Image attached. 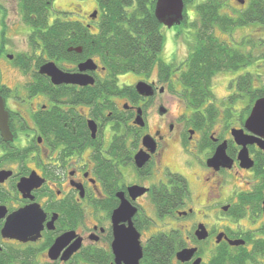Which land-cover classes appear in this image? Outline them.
<instances>
[{
	"label": "flooded vegetation",
	"instance_id": "obj_1",
	"mask_svg": "<svg viewBox=\"0 0 264 264\" xmlns=\"http://www.w3.org/2000/svg\"><path fill=\"white\" fill-rule=\"evenodd\" d=\"M234 1L242 12L253 2ZM81 15L65 20L99 30L98 10ZM30 32L19 49L7 43V31L0 34V59L8 62L4 67L0 60V264H126L113 250L112 216L122 198L135 209L139 264H264V150L249 145L254 164L243 167L231 133L236 128L253 135L245 122L264 97L262 88L254 80L249 93L238 89L240 77L251 72L228 79L231 89L217 103V115L188 106L191 111L177 115L169 106L187 104L181 80L187 57L164 60L170 67L156 65L149 73L112 75L98 55L51 60ZM69 51L84 54L78 44ZM89 59L97 67L82 73L92 84H56L40 71L52 61L76 74ZM139 82L152 94H140ZM242 98L249 99L243 111L236 106ZM139 113L143 125L136 123ZM223 143L232 165L209 164ZM140 152L146 161L137 160ZM136 186L145 191L135 196ZM70 232L73 240L51 254ZM157 235L165 239L153 241Z\"/></svg>",
	"mask_w": 264,
	"mask_h": 264
},
{
	"label": "trees",
	"instance_id": "obj_2",
	"mask_svg": "<svg viewBox=\"0 0 264 264\" xmlns=\"http://www.w3.org/2000/svg\"><path fill=\"white\" fill-rule=\"evenodd\" d=\"M54 1L19 0L21 17L31 29L30 40L33 44L42 45L43 52L51 60L62 62L76 56L98 55L101 64L112 75L128 72L149 73L156 65L161 68L170 67L161 58L164 35L161 31L162 24L155 15L157 0H96L99 30L95 33L79 22L65 18L63 20L58 17L50 21ZM191 1L193 0H184L183 22L187 21L186 6ZM224 6L225 0H205L197 5L196 43L183 62L185 68L181 73V80L185 86L187 106L199 115L202 111L214 115L218 113L213 89L215 76L223 71L245 67L252 60L251 53L233 48L219 40L215 29L220 28L231 34L238 27L256 22L264 24V0H253L250 8L239 12L237 16L226 12ZM73 34L94 35L91 38H64ZM75 44L82 46V56L69 51V47ZM253 81L254 76L250 73L240 77L238 89L249 93L253 88ZM259 91L264 95V88ZM117 128L114 127L116 130ZM164 239L157 235L153 241Z\"/></svg>",
	"mask_w": 264,
	"mask_h": 264
},
{
	"label": "rangeland",
	"instance_id": "obj_3",
	"mask_svg": "<svg viewBox=\"0 0 264 264\" xmlns=\"http://www.w3.org/2000/svg\"><path fill=\"white\" fill-rule=\"evenodd\" d=\"M204 1L193 0L186 6V22L172 28L162 25L161 31L164 35V46L161 52V58L163 60L168 62L174 56L182 60L188 56L191 48L196 43L197 26L195 23L197 22V5ZM234 2V0H225L224 9L229 14L237 16L242 10ZM0 4V29H5L4 32L7 31V35L11 38L8 39L7 43L16 45L19 49V46L24 44L25 39H28L26 33L31 31L30 27L21 17L19 0H0ZM95 9L98 10L96 0H55L53 11L51 12V20L58 17L63 19L83 18L81 14H90ZM18 11L19 13L17 14ZM61 12H67V14L65 15ZM2 32L1 30L0 33ZM215 35L222 40H228L227 43L230 46L243 50L244 52H251L252 54V60L247 66L240 68L236 72H226V74H218L215 77L213 85L216 93V104L227 96L229 89H231L229 86L228 88L226 87L228 79L245 74L246 72H251L254 75V80L260 83L257 86L264 88V24L256 22L247 26L238 27L233 31V37H230L231 35L225 33L220 28H216ZM16 51L15 48H11L8 52L14 54ZM0 60L1 64L7 67L8 62L6 59ZM248 102V98H242L236 106L243 111ZM169 107L177 115L191 111V109L187 108L186 103L184 105L177 102L174 103V106L170 105ZM234 112L238 114L240 111L234 110Z\"/></svg>",
	"mask_w": 264,
	"mask_h": 264
},
{
	"label": "water",
	"instance_id": "obj_4",
	"mask_svg": "<svg viewBox=\"0 0 264 264\" xmlns=\"http://www.w3.org/2000/svg\"><path fill=\"white\" fill-rule=\"evenodd\" d=\"M244 0H240L243 2ZM184 10L185 3L184 0H157L155 5V15L158 21L168 27L172 28L174 26L180 25L184 20ZM97 65L92 59L86 60L80 64V73L72 74L62 71L55 62H47L41 66V73L51 76L52 80L56 84L61 83H75L81 85H87L94 83L92 77L82 73L86 70H94ZM137 90L140 94L149 96L152 94L151 86L145 82H139L137 84ZM165 109L161 108V113H164ZM136 123L143 125V120L141 113L138 114L136 118ZM90 126L93 131H96V127L93 121H90ZM245 128L252 132L253 135H249L245 132V129H232L231 133L235 142L241 146V150L238 154V159L241 165L245 168H250L253 166L254 161L250 157L249 145L257 144L264 150V97L256 100L252 111L245 122ZM144 144L148 147L152 146L151 138L145 137ZM146 156L143 152L137 155V160L141 162L146 161ZM233 160L228 156L226 152V143L220 145L215 155L209 160V164L219 166L221 164H226L231 166ZM141 164V163H139ZM134 194L140 195L145 189L134 187ZM30 211V208L25 209L16 215H14L13 223L19 218L25 217L26 212ZM135 213V209L131 207L129 202L122 198V203L118 209L113 213V230H114V241L113 250L117 255V258L123 259L126 264H139L142 258V246L140 241V233L134 227L131 218ZM128 223V225H126ZM41 225L38 226L35 232L39 234ZM75 237L73 232L65 234L57 239L53 247L50 249V253L57 251L62 242L71 241ZM80 241V240H77ZM234 244H239L240 242H233ZM186 255L185 251L179 253L180 257Z\"/></svg>",
	"mask_w": 264,
	"mask_h": 264
}]
</instances>
